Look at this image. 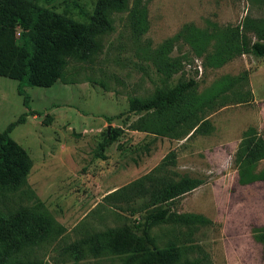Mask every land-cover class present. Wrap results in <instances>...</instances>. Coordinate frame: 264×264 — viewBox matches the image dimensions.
<instances>
[{"label": "rangeland", "instance_id": "374dc122", "mask_svg": "<svg viewBox=\"0 0 264 264\" xmlns=\"http://www.w3.org/2000/svg\"><path fill=\"white\" fill-rule=\"evenodd\" d=\"M38 3L86 25L97 0ZM131 3L129 0L128 5ZM140 5L146 10L144 31L132 30L128 10L113 12L112 29L96 35L100 44L96 53H90L85 60L67 56L62 76L50 86L23 88L29 97L28 108L17 92L18 82L0 76V131L29 111L10 137L31 159L25 184L6 192L5 204L15 208L32 205L38 199L40 211L51 219L53 228L47 239L25 246L20 257L37 264H123L124 254L95 256L86 251L77 253L76 257H80L76 260L64 249L107 228L128 225L135 230L146 195L136 192L134 199L124 201L110 196L112 191L147 173L171 180L191 174L190 169L181 171L173 164L160 166L170 151L174 158L178 157L173 145L182 137L155 133L159 125L153 113L134 110L135 99L152 95L156 88L194 78L196 82L189 93L214 96L203 109L210 115L222 101L215 94H219L216 92L225 80L230 85L232 78L237 83L250 72L264 70V58L249 51L233 53L221 65L212 59L223 33H245L243 38L249 47L256 37L242 25L264 24V0H141ZM193 29L207 33L210 40L195 43ZM167 62L173 63L172 71H164ZM226 101L229 110L238 106L235 98ZM211 120H216V114ZM108 126L118 128L119 136L102 146ZM143 161L146 166L138 169ZM178 161L183 162V158ZM190 161L200 170L191 175L202 176L205 185L174 199L171 209L200 214L211 222L192 228L162 223L152 227L150 234L160 247L171 240L190 246L185 256L201 258L203 264H235L222 249L221 228L215 220L214 180L206 173L200 157ZM252 190L255 194L250 199L251 213L262 216L253 221H264V182L254 184ZM239 264H264V253H253Z\"/></svg>", "mask_w": 264, "mask_h": 264}, {"label": "trees", "instance_id": "16d2710c", "mask_svg": "<svg viewBox=\"0 0 264 264\" xmlns=\"http://www.w3.org/2000/svg\"><path fill=\"white\" fill-rule=\"evenodd\" d=\"M128 1L97 0L89 23L81 25L41 6L38 0H0V76L18 82L17 92L23 96V104L28 108L29 97L23 88L50 86L62 76L67 56L74 55L79 60H85L90 53L91 56L96 53L100 48L96 35L112 29L113 12L128 10L132 30L140 33L146 29V10L140 5L141 0H132L130 6ZM246 25H242V28H250L256 39L247 47L243 38L245 33H223L214 50L215 56L212 57L216 65L223 64L233 53L243 51L264 58V24ZM16 32L18 36H15ZM191 32V37L197 44L210 40L207 33L203 34L195 29ZM173 67V63L167 62L164 71H172ZM243 80L244 77L237 83ZM228 81L225 80L221 89L216 92L219 94H215L222 100L215 109L228 104L226 99L233 98L224 92L230 85L231 88L237 83L233 78L230 85ZM195 82L194 78H188L168 88H156L152 95L136 98L132 107L137 111L153 113L159 125L155 132L157 134L182 138L190 132L192 135L208 124V114L203 109L214 97L189 93ZM235 99L237 101L240 98ZM28 112L21 114L0 131V264H37L32 259L20 257V252L25 246L36 245L53 233L51 219L39 209L40 200L37 199L32 205L21 204L15 208L5 204L6 192L20 189L25 184L31 165L30 157L10 137L12 129L24 122ZM118 136V128H110L102 146L115 141ZM262 158L264 137L255 135L252 129L245 131L234 158L240 183L264 179V168L253 173L257 162ZM174 163V153L170 151L164 156L160 166ZM201 182L190 176L171 180L156 178L152 173H147L109 194L124 201L134 199L136 192L146 195L140 206L143 215L134 225L135 230L128 225L107 228L68 244L64 250L70 252L76 260L90 251L95 256L106 253L124 254L123 264H203L201 258L185 256V251L190 246L171 240L160 247L150 234L152 227L162 223L192 228L197 224L211 222L200 214L177 213L171 209L174 199L195 189ZM252 232L255 239L264 244V226L253 228ZM77 253L80 255L76 257Z\"/></svg>", "mask_w": 264, "mask_h": 264}, {"label": "crops", "instance_id": "0c3cea01", "mask_svg": "<svg viewBox=\"0 0 264 264\" xmlns=\"http://www.w3.org/2000/svg\"><path fill=\"white\" fill-rule=\"evenodd\" d=\"M224 94L240 98L235 103L238 106L231 110L227 105L215 109L206 117L208 124L201 130L175 139L173 148H177L178 157L175 158L173 167L181 171L190 169L191 174L197 175L200 170L191 166L190 160L196 156L200 157L206 173H210L214 180L215 220L221 228L224 255L239 264L243 259L250 258L253 253H264V244L256 240L252 232L253 228L264 226V221H253L261 219L262 216L251 213L250 202L255 194L252 186L264 182V179L240 183L238 166L234 161L245 131L252 129L255 135L264 137V105L260 106L264 100V70L248 73L245 80L233 85ZM215 114L216 120L212 122L211 117ZM178 158H183V162L178 161ZM154 165L156 162L152 164ZM144 166L146 162L143 161L138 169H143ZM263 168L264 158L257 162L253 173L256 174ZM191 174L188 176L202 181V176ZM203 185L205 183L202 181L191 191ZM235 200L238 202H234Z\"/></svg>", "mask_w": 264, "mask_h": 264}, {"label": "water", "instance_id": "95a60500", "mask_svg": "<svg viewBox=\"0 0 264 264\" xmlns=\"http://www.w3.org/2000/svg\"><path fill=\"white\" fill-rule=\"evenodd\" d=\"M109 129H110V126H108L107 131H109Z\"/></svg>", "mask_w": 264, "mask_h": 264}]
</instances>
